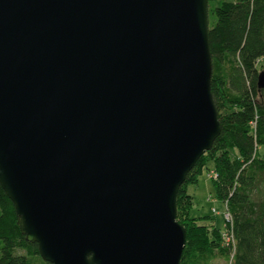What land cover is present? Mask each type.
Returning a JSON list of instances; mask_svg holds the SVG:
<instances>
[{"label":"water","instance_id":"1","mask_svg":"<svg viewBox=\"0 0 264 264\" xmlns=\"http://www.w3.org/2000/svg\"><path fill=\"white\" fill-rule=\"evenodd\" d=\"M211 74L207 0H0V187L44 262L180 264Z\"/></svg>","mask_w":264,"mask_h":264},{"label":"trees","instance_id":"2","mask_svg":"<svg viewBox=\"0 0 264 264\" xmlns=\"http://www.w3.org/2000/svg\"><path fill=\"white\" fill-rule=\"evenodd\" d=\"M207 1L208 18L213 16L208 23L210 90L221 133L176 196V220L186 232L180 264H213L216 259L264 264V91L257 87V62L264 57V0ZM210 162L215 197L231 217L225 227L233 245L222 243L214 225L200 224L205 218L190 216L193 198L187 188ZM33 257L40 258L37 246L25 241L13 204L0 187V264H32Z\"/></svg>","mask_w":264,"mask_h":264},{"label":"rangeland","instance_id":"3","mask_svg":"<svg viewBox=\"0 0 264 264\" xmlns=\"http://www.w3.org/2000/svg\"><path fill=\"white\" fill-rule=\"evenodd\" d=\"M221 1V0H219ZM218 2L214 3L217 5ZM213 4V5H214ZM208 23H213V16L208 18ZM257 68L260 72L264 71V57L257 62ZM215 171L212 163H208L206 169L203 170L202 175L198 178L195 185H189L187 188L188 194L193 198V207L190 213L192 218H205L200 221V224L206 226L214 225L220 230L222 243H225L223 235L227 232L225 230V206L224 203L218 201L215 197L213 187V175ZM22 254V252H19ZM32 264H44V261L39 257L30 259ZM213 264H226L225 261L216 259Z\"/></svg>","mask_w":264,"mask_h":264},{"label":"built area","instance_id":"4","mask_svg":"<svg viewBox=\"0 0 264 264\" xmlns=\"http://www.w3.org/2000/svg\"><path fill=\"white\" fill-rule=\"evenodd\" d=\"M224 206H225L224 219H225V226H226V224L231 222V217L229 215V212L227 211L226 204H224ZM225 230L227 232L223 235V238H224V241H225L224 245H233L234 244V240H233V237H232L231 233L229 232L228 229H226V227H225Z\"/></svg>","mask_w":264,"mask_h":264}]
</instances>
